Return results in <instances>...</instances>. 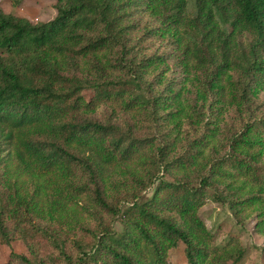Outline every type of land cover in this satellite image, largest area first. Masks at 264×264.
<instances>
[{
	"label": "trees",
	"instance_id": "trees-1",
	"mask_svg": "<svg viewBox=\"0 0 264 264\" xmlns=\"http://www.w3.org/2000/svg\"><path fill=\"white\" fill-rule=\"evenodd\" d=\"M55 10L0 7V242L28 251L7 264H46L49 246L60 264H170L180 243L188 264L242 263L201 211H256L264 234V0Z\"/></svg>",
	"mask_w": 264,
	"mask_h": 264
},
{
	"label": "rangeland",
	"instance_id": "rangeland-1",
	"mask_svg": "<svg viewBox=\"0 0 264 264\" xmlns=\"http://www.w3.org/2000/svg\"><path fill=\"white\" fill-rule=\"evenodd\" d=\"M19 2L18 6H15L13 0H0V7L7 14L27 18L32 22H49L57 15L55 5L58 3V0H20ZM261 99L264 100V94ZM224 120H228L227 114ZM139 132L141 134L144 132L142 127L139 128ZM216 146L222 151V154L227 152L223 147L226 146L225 143L219 141ZM208 153L209 155H213L212 152L208 151ZM240 184L235 185L234 188H238ZM222 186L225 187L226 185ZM152 193L153 190H149L140 201H147V199L151 198ZM247 195H249L248 190L243 196ZM233 196L235 199H238L242 195L238 193ZM255 214L256 211L248 212L247 218L240 223L228 203H216L211 199L207 201L201 211L203 221L215 236V245L217 247L222 249L229 242L232 235H239L242 245L246 249L245 257L240 264H264V234L259 233L255 227L259 221ZM238 222L239 224H237ZM114 227L118 232H121L123 229L120 223L115 224ZM49 247L44 252L46 264H60L56 262L57 253ZM12 251L19 254H28L27 248L22 241H13L11 247L0 242V264H7L9 262ZM169 262L170 264H188L184 245L180 243L175 250L170 252Z\"/></svg>",
	"mask_w": 264,
	"mask_h": 264
}]
</instances>
